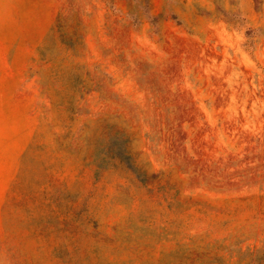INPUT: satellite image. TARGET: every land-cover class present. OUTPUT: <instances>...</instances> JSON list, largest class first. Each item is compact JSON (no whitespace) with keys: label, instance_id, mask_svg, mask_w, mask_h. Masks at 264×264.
Returning <instances> with one entry per match:
<instances>
[{"label":"rangeland","instance_id":"374dc122","mask_svg":"<svg viewBox=\"0 0 264 264\" xmlns=\"http://www.w3.org/2000/svg\"><path fill=\"white\" fill-rule=\"evenodd\" d=\"M95 1L0 0V264H257L264 0ZM118 17L176 31L122 96Z\"/></svg>","mask_w":264,"mask_h":264},{"label":"crops","instance_id":"0c3cea01","mask_svg":"<svg viewBox=\"0 0 264 264\" xmlns=\"http://www.w3.org/2000/svg\"><path fill=\"white\" fill-rule=\"evenodd\" d=\"M105 5V0L95 1L94 8L97 11H101L100 9H105ZM109 17L103 14L96 18L98 22L101 21L100 28H103L102 32L109 29ZM118 18L120 19H116V28L123 34L128 35L129 44L127 46L113 44L114 51H107L108 54L103 58V62L107 72L114 76L115 84L113 85V90L122 96L130 90L131 86L137 85L138 75L140 74L138 65L150 66L148 72L150 76L153 72V68H151L153 64H169L173 61L175 47L172 46V43L176 31L168 25L160 35H152L151 31H149V21H146L142 28L136 30L130 21L126 22L122 19L123 17ZM170 22V20H166V24H170ZM95 85L99 89L96 80ZM96 93L98 94V90ZM129 104H132L133 107L136 106V102H129ZM112 109L117 112H127L126 115H129L128 112L132 110L131 108L127 109L120 100L112 104Z\"/></svg>","mask_w":264,"mask_h":264},{"label":"trees","instance_id":"16d2710c","mask_svg":"<svg viewBox=\"0 0 264 264\" xmlns=\"http://www.w3.org/2000/svg\"><path fill=\"white\" fill-rule=\"evenodd\" d=\"M252 260L257 262V264H264V249L258 251L253 255Z\"/></svg>","mask_w":264,"mask_h":264}]
</instances>
